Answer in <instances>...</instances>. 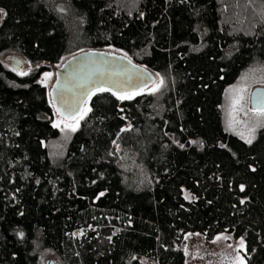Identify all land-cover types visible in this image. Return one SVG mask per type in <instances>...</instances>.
<instances>
[{
  "label": "trees",
  "instance_id": "16d2710c",
  "mask_svg": "<svg viewBox=\"0 0 264 264\" xmlns=\"http://www.w3.org/2000/svg\"><path fill=\"white\" fill-rule=\"evenodd\" d=\"M0 9V56L16 52L31 68L21 76L0 58V264H186L187 231L243 237L246 264H264V126L248 144L224 129L220 109L225 86L264 65V0H0ZM107 45L164 83L131 100L97 92L54 158L37 77L65 54Z\"/></svg>",
  "mask_w": 264,
  "mask_h": 264
},
{
  "label": "rangeland",
  "instance_id": "374dc122",
  "mask_svg": "<svg viewBox=\"0 0 264 264\" xmlns=\"http://www.w3.org/2000/svg\"><path fill=\"white\" fill-rule=\"evenodd\" d=\"M103 48L107 50L125 53L123 50L117 47H114L112 45H107V46H104ZM68 55L70 54H65L61 56L57 62L49 63L47 67L37 77V81L39 82L42 79H44L43 74L45 72L52 73V76L47 80V83L42 84L45 86L46 91L49 89V87L51 86L54 80V68L58 66ZM0 58H1V61H3L4 64L10 69L13 68L10 65V59L11 58L19 59L20 68L16 71L18 73L20 71L26 72L29 69L28 63L24 61L23 57L16 52L9 51V50L4 51L1 54ZM153 73L155 76V80L150 86H148L145 89V91H149L151 88L155 87L157 84L160 83V80L162 79L161 75L158 72L153 71ZM234 86L246 88V91L244 92L245 99L242 102L243 110L238 111L233 114L237 121H243L244 123H236L234 126L235 131L230 130L228 127V121L230 119L229 113L231 112V100L229 98L228 90ZM255 86L264 87V65L253 64L243 69L233 81H231L225 86L223 94H222L220 109H221L223 127L226 131L237 135L241 139L243 138L237 133L244 132L245 135H247L248 129L255 126L257 123L256 117L252 116L251 113H249L248 116L244 115V111L251 109L250 104H249V94H250L251 89ZM84 107H89L88 101L85 102ZM58 118H59L58 115L53 114L51 124L53 125V123ZM61 127H63V125H61ZM261 127L262 126L256 128V131L254 134L255 136L257 134V131ZM56 129H57L56 135L50 136L43 141L45 147L47 148L48 153L54 158L60 156L64 152L66 145L71 135L73 134V132H70V131L62 132L60 128H56ZM243 140L245 141V139ZM189 233H191L192 235L189 236L187 239H185L186 235ZM197 233L199 232L187 231L182 238V242L180 246L184 253L186 264H230V262L235 258L238 245H239V239L241 237H235L233 236L232 233L227 232V231L215 233L210 237H206L201 233H199L200 235H196ZM219 235H227L230 237V239L229 240L220 239L219 241L214 243L213 240ZM229 245H231V247H229ZM240 254L244 256L243 249L240 250ZM44 262L45 264H58V262L51 257L46 258ZM135 264H153V263L146 261V260L139 259Z\"/></svg>",
  "mask_w": 264,
  "mask_h": 264
},
{
  "label": "water",
  "instance_id": "95a60500",
  "mask_svg": "<svg viewBox=\"0 0 264 264\" xmlns=\"http://www.w3.org/2000/svg\"><path fill=\"white\" fill-rule=\"evenodd\" d=\"M125 54L104 48L90 47L68 55L54 68V80L47 90L53 114L58 115L52 106L53 103L61 106V97H71L73 95L74 86L78 83L80 77L88 73H94L97 69L103 71L104 86H111L114 91L125 89L131 91L133 88H143V91H145L155 80L153 70L132 59L127 54V59H124ZM10 65L18 70L20 60L11 58ZM132 66H135V69ZM144 73L148 74L151 80L147 79ZM93 79H99V77L94 76ZM258 99H264V87L262 86H255L251 89L249 94L251 108L256 106ZM87 101L89 102V100L85 102Z\"/></svg>",
  "mask_w": 264,
  "mask_h": 264
},
{
  "label": "snow or ice",
  "instance_id": "6c2138e0",
  "mask_svg": "<svg viewBox=\"0 0 264 264\" xmlns=\"http://www.w3.org/2000/svg\"><path fill=\"white\" fill-rule=\"evenodd\" d=\"M63 11V9H61ZM0 14L3 13V9H0ZM124 59H127V55L125 54ZM131 63L129 59V64ZM135 69V66H132ZM12 71H17L16 68H12ZM31 71V68H29ZM21 76L28 75L29 72L20 71L18 73ZM147 79L151 80V77L144 73ZM158 75V74H157ZM44 79L39 81L41 84H46L47 80L52 76V73L45 72L43 74ZM94 76H98L99 79H93ZM131 79V77H129ZM243 79V78H242ZM164 83L163 79L160 80V83L157 84L155 87L151 88L150 92H156L159 90L160 86ZM143 91V88L137 89L133 88L131 91L125 89L122 91H114L113 87L111 86H104L103 81V71L101 69H97L94 73H88L85 76L80 77L78 83L74 86L73 95L71 97H61V106H57V104L53 103V108H55L58 119L53 123L54 128H60L62 132L70 131L76 132L79 128L80 121L85 118V116L92 111L90 107H84V103L86 100H91L92 96L96 95L97 92H111L114 96L117 97L118 100H131L135 96L140 95ZM246 88L244 87H232L228 90L229 98L231 100V112L229 113L230 119L228 121V127L230 130L235 131V124L236 123H244L243 121H237L235 119L234 113L243 110V101L245 99L244 92ZM51 95V94H50ZM51 102V101H50ZM249 113L252 116L256 117L257 123L255 126L248 129L247 135L244 132L237 133L240 135L248 144H252L253 140L255 139V131L257 127L264 126V99H258L256 102V106L244 111V115L248 116ZM63 125V127H61ZM127 129H121V131H126ZM115 143V141H113ZM183 147V145H181ZM254 170V169H253ZM240 190L244 191V185H240ZM104 193H100L102 196ZM192 197L189 194H185V199H191ZM241 203H244L241 200ZM21 235H23L21 233ZM75 235V234H73ZM192 234L189 233L186 235L185 239H187ZM196 235H200L197 233ZM220 239L229 240L230 237L227 235H219L217 236L213 242H217ZM231 247V245H229ZM243 249L247 251L244 238L241 237L239 239V245L236 252L235 258L230 262V264H246V260L243 255L240 254V250Z\"/></svg>",
  "mask_w": 264,
  "mask_h": 264
}]
</instances>
